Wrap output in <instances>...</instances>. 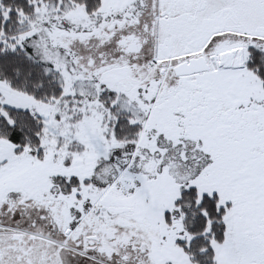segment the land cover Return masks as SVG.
Segmentation results:
<instances>
[{"label": "snow or ice", "instance_id": "6c2138e0", "mask_svg": "<svg viewBox=\"0 0 264 264\" xmlns=\"http://www.w3.org/2000/svg\"><path fill=\"white\" fill-rule=\"evenodd\" d=\"M0 264H264V0H0Z\"/></svg>", "mask_w": 264, "mask_h": 264}]
</instances>
